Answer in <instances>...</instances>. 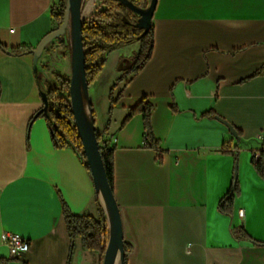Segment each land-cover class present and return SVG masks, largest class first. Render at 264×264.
<instances>
[{
	"label": "crops",
	"instance_id": "0c3cea01",
	"mask_svg": "<svg viewBox=\"0 0 264 264\" xmlns=\"http://www.w3.org/2000/svg\"><path fill=\"white\" fill-rule=\"evenodd\" d=\"M56 1L0 0V259L9 264H103L80 240L72 247L63 213L64 201L76 215L98 217L104 206L93 178L34 118L55 75L71 78L69 36L51 43L36 68L33 53L11 52L35 49L59 27ZM95 2L85 0L84 20ZM153 27L142 70L117 83L119 64L140 47L114 51L86 101L115 148L129 264H264V179L253 165L264 148V0H158ZM142 101L153 106L159 150L146 147L143 115L124 124ZM225 144L239 151L237 165ZM235 169L240 193L226 215L219 203ZM5 233L28 240L29 251L12 258Z\"/></svg>",
	"mask_w": 264,
	"mask_h": 264
},
{
	"label": "trees",
	"instance_id": "16d2710c",
	"mask_svg": "<svg viewBox=\"0 0 264 264\" xmlns=\"http://www.w3.org/2000/svg\"><path fill=\"white\" fill-rule=\"evenodd\" d=\"M137 8H148L150 0H128ZM104 10H101L96 15H93L88 21L83 24V42L86 50V79L90 87L101 74L109 56L117 50L123 49L130 45L139 43V52L130 60H123L119 64V71H124L125 75L121 76L117 83H121L128 76L138 74L145 64L151 59L154 46V27L143 36L144 30L136 27L139 16L133 12L122 0H101ZM67 2L60 0V9L54 15L59 23H63L64 13ZM3 47V46H2ZM5 51H8L3 47ZM33 48L12 49L14 55H22L25 53H33ZM128 65V72L126 66ZM56 84L49 86L45 91L47 94L49 108L47 112L37 113L34 117L44 118L51 132L53 145L56 149H71L80 158L82 163L91 175L90 168L87 162V157L84 152L82 140L79 137L75 127L74 114L70 103V95L64 96L70 92V79L62 75H55ZM115 88H113L114 91ZM1 94V85H0ZM114 101L112 105H114ZM44 108V104H43ZM42 108V110H43ZM152 111L153 106L146 101H142L136 108L131 110L128 117L125 119L126 124L134 115L141 114L144 118L145 125V143L149 149L159 150V142L156 140L152 129ZM209 116L214 115L209 113ZM93 121L95 118L93 114ZM123 124V125H124ZM238 135L241 133L236 130ZM97 132L100 152L103 159L105 171L111 189L114 192L115 185V148L111 147V142L107 139L109 129L103 132ZM224 153L235 157L236 165L238 163L239 151L232 149L230 144H225ZM260 158H253L259 175L264 179V148L259 152ZM237 168V167H236ZM92 177V175H91ZM239 184L236 175L231 190L219 203V211L226 215H232L236 197L239 195ZM98 217L84 214L76 215L71 212L67 204L63 201V213L66 220L67 230L72 242V247L76 241L81 242L83 248L89 252L99 253L104 257L109 239V229L107 216L104 208L99 204ZM238 238L249 239L243 229L235 230ZM125 264H129V255L132 253V247L125 242ZM72 255V250H71ZM9 259H0V264H9Z\"/></svg>",
	"mask_w": 264,
	"mask_h": 264
},
{
	"label": "water",
	"instance_id": "95a60500",
	"mask_svg": "<svg viewBox=\"0 0 264 264\" xmlns=\"http://www.w3.org/2000/svg\"><path fill=\"white\" fill-rule=\"evenodd\" d=\"M139 16L137 28L144 30L145 36L153 26V17L158 0H151L148 8H137L128 0H122ZM85 0H67L63 23L46 35L33 51L35 68L45 49L56 39H64L69 29L72 34V75L70 78V103L74 114L75 127L84 146V152L94 181L95 188L101 196L107 215L109 239L103 264H125V236L121 209L110 187L100 152L95 123L86 107L89 98V86L86 79V50L83 42V6ZM10 53L9 51H7ZM44 108L39 113L47 112L49 102L47 94L41 93ZM232 135L240 139L237 131L229 125ZM237 175V174H236Z\"/></svg>",
	"mask_w": 264,
	"mask_h": 264
},
{
	"label": "built area",
	"instance_id": "2783aa9c",
	"mask_svg": "<svg viewBox=\"0 0 264 264\" xmlns=\"http://www.w3.org/2000/svg\"><path fill=\"white\" fill-rule=\"evenodd\" d=\"M12 32L14 30H11ZM255 159L260 158L259 153L254 154ZM241 216H244V211H240ZM3 239L6 243H8L10 252H11V257L16 258L19 254L21 253H26L29 251L30 244L29 241L24 239L22 236L14 233H5L3 235Z\"/></svg>",
	"mask_w": 264,
	"mask_h": 264
},
{
	"label": "rangeland",
	"instance_id": "374dc122",
	"mask_svg": "<svg viewBox=\"0 0 264 264\" xmlns=\"http://www.w3.org/2000/svg\"><path fill=\"white\" fill-rule=\"evenodd\" d=\"M65 1L67 2V0H65ZM89 1L90 0H86V2H89ZM100 2H101V0H96V2H95V9H94L95 10V13H93V15H96L101 10H104V7L100 4ZM55 4H56L55 5V9L57 8V10H59L60 9L59 0H57ZM91 17H87V20H85V21H88ZM67 35L69 36L68 37V42L71 45L72 44V34H71V30L70 29H69ZM56 40H58V39H56ZM138 45L140 47V44L139 43H136V44H133V45L128 46V48H129V49L127 48L128 49V52H130L131 54L134 53V51H135V49L137 48ZM135 54L133 55V57L135 56ZM127 69H128V65L126 66V71L128 72L129 69L128 70ZM54 81H55V79L52 80V82H53L52 86H54L56 84V81L55 82ZM67 95H69V93L68 94H64V96H67Z\"/></svg>",
	"mask_w": 264,
	"mask_h": 264
}]
</instances>
